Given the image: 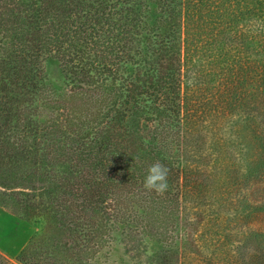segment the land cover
Wrapping results in <instances>:
<instances>
[{"label": "rangeland", "instance_id": "374dc122", "mask_svg": "<svg viewBox=\"0 0 264 264\" xmlns=\"http://www.w3.org/2000/svg\"><path fill=\"white\" fill-rule=\"evenodd\" d=\"M98 1L89 15L100 20L98 30L85 42L82 33L81 43L68 36L65 46L72 56L75 46L98 60L114 56L128 39L123 25L132 29L131 9L139 11V33L133 26L115 74L99 67L85 84L57 52L45 53L42 89L19 94L17 115L0 120V264H26L23 250L28 264H48L72 233L51 212L54 183L42 175L69 163L37 168L18 156L25 120L99 129L96 180L111 187L108 209L96 213L100 243L90 264H264V0H188L177 39L165 36L170 16L161 0ZM8 3L14 14L0 21V58L11 44L5 26L20 12ZM85 3L64 9L63 20L82 14L85 21ZM122 128L139 151L122 149ZM156 161L169 169L164 194L144 188ZM129 168L140 181L123 187Z\"/></svg>", "mask_w": 264, "mask_h": 264}, {"label": "trees", "instance_id": "16d2710c", "mask_svg": "<svg viewBox=\"0 0 264 264\" xmlns=\"http://www.w3.org/2000/svg\"><path fill=\"white\" fill-rule=\"evenodd\" d=\"M9 1H13L20 12L12 19L11 26H5L11 44L5 56L0 58V120L3 118L13 120L17 115L15 111L19 110L17 103L19 94L38 93L42 89V70L39 60L45 53L57 52L63 59L67 73L79 77L85 84H91L94 82V70L96 72L99 67H103L109 73L115 74L119 63L127 59L130 48L126 50L125 46L132 42L133 35L130 32L140 22L139 11L131 9L132 29L128 28L126 31L123 25V32L125 37L128 34V39H125L114 56L106 57L103 54L102 59L98 60L95 56H90L89 51L76 46L75 54L72 56L69 48L65 46L66 38L72 36L81 43L82 33H85V42L87 33L93 35L98 30L100 20L95 19L92 22L89 15L94 8L101 6V2L98 0H88L86 3L85 0ZM81 3L90 7L86 12L85 21L82 20V14L69 15V19L63 20L61 13L64 9L71 6L69 10H65L71 14ZM187 4L188 0L159 2L163 11L169 12L170 16L166 37L172 36L177 39L182 36L181 30L185 25L183 13ZM12 14H14L12 4L8 3V0H0V21H8L6 16ZM3 25L0 23V28ZM137 33H139L138 26L134 29V34ZM87 42L92 45L91 50H93L95 39ZM125 80L127 81V78ZM129 84L133 89L139 87L136 80H130ZM10 93L16 94V99L9 97ZM122 129L124 134L127 133L126 139L120 140L122 149L132 153L139 151L141 146L135 138L133 139L130 131L127 128ZM21 130L24 131L23 143L16 151L18 156L29 158L37 168H40L45 161L51 160L69 163V169L66 171L55 172L52 168L45 167L42 172L43 176H47L54 183L53 195L51 194L49 198L51 212L72 231L71 237L63 244L64 248H53L55 255L48 254L47 263L90 264L91 254L100 243L96 213L101 209H108L105 194L111 187L108 182L101 183L96 180L92 145L99 129L90 123L76 125L70 120H52L43 123L25 120ZM125 174L127 178L126 183H122L123 187L140 181L139 173L131 168ZM28 252L23 250L20 254V260L26 264H28L26 262ZM35 259L33 258L29 264H45V262H34Z\"/></svg>", "mask_w": 264, "mask_h": 264}, {"label": "clouds", "instance_id": "9594fccd", "mask_svg": "<svg viewBox=\"0 0 264 264\" xmlns=\"http://www.w3.org/2000/svg\"><path fill=\"white\" fill-rule=\"evenodd\" d=\"M169 169L159 161L148 167L147 175L144 179V188L155 191L157 194H164L168 185Z\"/></svg>", "mask_w": 264, "mask_h": 264}]
</instances>
